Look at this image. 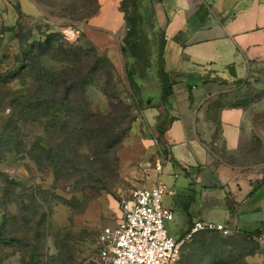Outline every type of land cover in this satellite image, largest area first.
Listing matches in <instances>:
<instances>
[{"label":"rangeland","instance_id":"374dc122","mask_svg":"<svg viewBox=\"0 0 264 264\" xmlns=\"http://www.w3.org/2000/svg\"><path fill=\"white\" fill-rule=\"evenodd\" d=\"M164 2L120 0L137 19V59L120 50L125 20L114 30L98 22L118 6L12 0L23 11L19 19L15 9L13 14L8 5L0 6V264H104V228L119 221L122 201L133 189L158 181L168 148L147 109L164 111L168 101L161 99L159 76L168 20ZM17 19V28L8 30ZM51 33L54 47L41 49L38 42ZM34 41L33 68L22 70ZM132 66L135 82L128 75ZM42 68L58 76V84L45 92ZM253 77L241 95L260 106L264 71ZM66 79L82 81L67 105ZM185 81L202 85L198 77ZM226 89L232 103L242 92ZM41 100L43 106L30 104ZM170 200L165 195L164 204ZM165 224L177 238V227ZM238 231H198L184 246L182 264H263L261 241Z\"/></svg>","mask_w":264,"mask_h":264},{"label":"crops","instance_id":"0c3cea01","mask_svg":"<svg viewBox=\"0 0 264 264\" xmlns=\"http://www.w3.org/2000/svg\"><path fill=\"white\" fill-rule=\"evenodd\" d=\"M164 3L163 54L174 93L164 111L150 107L147 113L156 127L168 118L167 159L158 175L171 196L164 204L174 212L168 222L179 230L177 239L198 220L238 230L262 228L264 103L230 106L226 87L242 91L238 99L234 95L240 103L246 83L264 71V0ZM98 4L118 6L114 15L98 17L104 28L114 30L125 20L120 0ZM5 5L14 14L10 0H0ZM187 77H198L202 85L187 83ZM263 239L264 233L258 253L264 264Z\"/></svg>","mask_w":264,"mask_h":264},{"label":"built area","instance_id":"2783aa9c","mask_svg":"<svg viewBox=\"0 0 264 264\" xmlns=\"http://www.w3.org/2000/svg\"><path fill=\"white\" fill-rule=\"evenodd\" d=\"M158 169L161 172L162 165ZM167 193L166 185L158 180L151 187L133 189L122 201L121 218L106 226L99 238L104 264H182V247L192 234L203 229L234 232L223 223L198 220L184 238H175L165 224L174 218L173 210L164 205Z\"/></svg>","mask_w":264,"mask_h":264},{"label":"trees","instance_id":"16d2710c","mask_svg":"<svg viewBox=\"0 0 264 264\" xmlns=\"http://www.w3.org/2000/svg\"><path fill=\"white\" fill-rule=\"evenodd\" d=\"M11 1L12 0H10V2ZM13 7L16 10L17 17L19 19L20 16L23 15L22 9H21L19 4H15V5H13ZM120 9L124 13V18H125V22H126V26H127V31H126L125 36L123 38V44L120 46V50H121L123 55H129V56H132L135 59H137L139 56V49H140V43L138 41V36H137V34H138L137 19L135 16H130L128 14V12L124 8L121 7V5H120ZM136 11H137V8H136ZM18 19L14 25H10L8 27V30L11 31V30H15L17 28V24L19 25ZM53 36H56V34L51 33L49 36H47L46 40H44L42 42H38L39 47L43 50H46V51L49 48L54 47V42H53L54 38H52ZM36 44H37L36 41L31 43L30 44V47H31L30 50L26 51L27 56L25 57V60L28 63L23 64V66L21 67L22 70H25V69L29 70L30 68H33V63L36 59L34 54H33V49H34V46ZM159 58H160L159 76H160L161 83H162L160 96H161L162 100L167 101L174 93V89H173L174 81L170 78V75L165 68L163 47H162V51L160 53ZM42 71H43V75H41L42 81L40 84V88H42V90H44V92H45L51 88H54L58 84V82H57L58 76H57V73L55 71H52V70L47 69V68H42ZM66 72H67V70H66ZM135 74L136 73H135L134 66H132V69H130L128 72L129 78L132 82H135ZM81 86H82V81L80 79L77 80L76 82H74V81L70 82L69 80L66 79V97L64 98V99H66V105L71 103V94H72L73 89H76L77 87L79 88ZM247 103H248V100L246 97V99L240 101V103L239 102L238 103L233 102L230 104V106H238L241 104L246 105ZM30 104L31 105H37V107H39V105L43 106L44 100L39 101V103L36 102V103H30ZM66 113H67V109H66ZM55 117H58V116L55 115ZM167 119L164 120L160 125L157 126V129H158L160 136L162 138V144L164 146H165V140L163 138V135L165 133V130L168 127ZM192 224L190 225V227L192 226ZM189 231H190V228L181 238H184L189 233ZM237 233H239L245 239L251 238L252 241H256V240L258 241L260 239V237L262 236V234L264 233V225L262 228H257V229L252 230V231L240 230ZM194 234H192L191 237H193ZM1 238H3V237H1ZM186 242L184 243V245L182 247L181 263H182L183 249H184Z\"/></svg>","mask_w":264,"mask_h":264}]
</instances>
